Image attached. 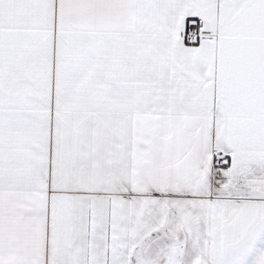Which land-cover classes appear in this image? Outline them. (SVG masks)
Segmentation results:
<instances>
[{"label": "snow or ice", "instance_id": "6c2138e0", "mask_svg": "<svg viewBox=\"0 0 264 264\" xmlns=\"http://www.w3.org/2000/svg\"><path fill=\"white\" fill-rule=\"evenodd\" d=\"M0 264H264V0H0Z\"/></svg>", "mask_w": 264, "mask_h": 264}]
</instances>
